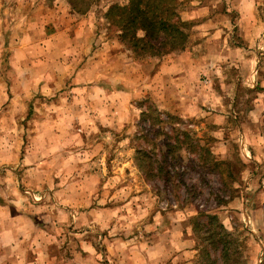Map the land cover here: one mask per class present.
<instances>
[{"label": "crops", "instance_id": "0c3cea01", "mask_svg": "<svg viewBox=\"0 0 264 264\" xmlns=\"http://www.w3.org/2000/svg\"><path fill=\"white\" fill-rule=\"evenodd\" d=\"M48 1L0 0V177L12 174V184L0 186V264L180 262L177 238L161 246L160 240L136 242L128 231L114 232L113 196L102 206L108 195L102 179L109 172L93 170L104 157L90 135L99 122L110 128L123 124L108 104L115 98L118 105L121 93L135 98L143 91L160 108L175 106L184 118L201 115L218 129L229 123L226 98L250 95L234 123L242 154L257 165L261 174L254 177L264 183V28L255 20L258 0H222L218 9L219 0H179L189 5L181 14L185 20L207 14L195 26L199 36L220 38L230 30L223 20L232 24L233 18L239 37L260 34L251 44L225 38L212 53L190 46L141 66L100 47L103 35H97L92 13L80 16L66 0ZM37 190L44 204L27 193Z\"/></svg>", "mask_w": 264, "mask_h": 264}, {"label": "rangeland", "instance_id": "374dc122", "mask_svg": "<svg viewBox=\"0 0 264 264\" xmlns=\"http://www.w3.org/2000/svg\"><path fill=\"white\" fill-rule=\"evenodd\" d=\"M7 1L16 3V0ZM125 1L97 0L89 11L76 14L92 13L97 35H103L100 47L107 45L106 50L111 53L140 66L161 60L162 57L144 60L132 58L126 47L116 39V29H109L104 12L110 5ZM174 2L180 21L187 25L184 28L187 37L183 50L192 46L199 47L206 54L212 53L218 49L216 43H225V38L227 43L251 44L260 34L254 31L255 34L247 39L239 37L237 27L233 28L236 24L233 18L232 24L229 20V23L223 20L222 25L230 30L221 33L220 38L199 36L195 26L205 20L207 14L185 20L181 14L189 5L179 0ZM207 5L213 9L215 3L208 2ZM222 5V0H219L217 9ZM207 13H211L210 10ZM255 18L257 28L263 29L264 0H258ZM111 40L119 45L111 44ZM231 78L236 80V77ZM142 92L136 94L135 98L121 93L122 97L117 98L118 105L115 98L113 102H108L118 109L123 124L110 128L104 125L105 122H99L101 126L90 135L99 144L96 153L104 157L101 165L98 162L93 165V170L103 167L102 170L109 172V177L102 179V185L107 186L102 192H108V195H103L102 206L110 205L112 195L118 216L114 232L125 234L128 231L136 242L160 240L161 246L163 241L168 245L170 239L177 238L182 258L180 262L168 264H264V183L254 177L261 174L260 170L256 173L257 165L244 158L243 143L242 147L239 144L241 131L239 125L234 123L239 119L240 105L246 108L251 96L244 95L233 100L226 98L228 106H231L226 108L229 123L223 129H218L201 115L184 118L175 106L160 108L156 98L142 95ZM86 98L88 100L87 94ZM78 100L72 101H75V105H85ZM98 104L99 100L96 99L93 105L97 107ZM25 129L22 131L24 141L28 135ZM200 148L209 151V159L206 156L208 161L212 159L218 162L215 168L208 162V171V165L202 166L197 162ZM21 153H25V150ZM190 160L195 162L196 167L191 165ZM10 175L0 177V186L12 184ZM166 177L169 178L167 184H163ZM27 193L35 202L44 204V195L39 190ZM206 215L215 219L206 218ZM222 229L229 235L223 236ZM107 231L110 230H105L103 234ZM156 245H159L158 242Z\"/></svg>", "mask_w": 264, "mask_h": 264}, {"label": "trees", "instance_id": "16d2710c", "mask_svg": "<svg viewBox=\"0 0 264 264\" xmlns=\"http://www.w3.org/2000/svg\"><path fill=\"white\" fill-rule=\"evenodd\" d=\"M66 1L71 10L78 14L86 13L97 2V0ZM174 3V0H127L123 4L110 5L103 17L110 26L109 29H116V39L126 47L132 58L156 59L170 52L184 49L187 37L184 28L187 25L180 21ZM200 151L201 154L197 152V162L202 166L211 163V166L215 168L218 162L212 159L208 161L209 151L204 148H200ZM207 155L208 159H206ZM190 163L196 167L194 161L190 160ZM209 168L208 165V171ZM165 174L170 175L168 172ZM168 179V177L164 178L163 184H167ZM206 218L215 219L214 216L208 215ZM222 235L229 234L222 229Z\"/></svg>", "mask_w": 264, "mask_h": 264}]
</instances>
